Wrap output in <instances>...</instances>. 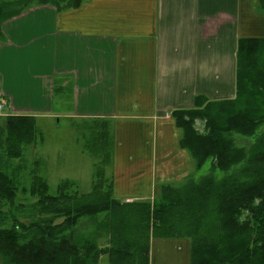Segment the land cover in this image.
<instances>
[{"label": "crops", "instance_id": "1", "mask_svg": "<svg viewBox=\"0 0 264 264\" xmlns=\"http://www.w3.org/2000/svg\"><path fill=\"white\" fill-rule=\"evenodd\" d=\"M0 30V120H108L105 174L116 199L135 202L194 171L171 112L198 96L234 98L238 41L264 38V10L257 0H85L31 7ZM48 167L38 175L49 185ZM189 246L150 240L149 264H189Z\"/></svg>", "mask_w": 264, "mask_h": 264}, {"label": "trees", "instance_id": "2", "mask_svg": "<svg viewBox=\"0 0 264 264\" xmlns=\"http://www.w3.org/2000/svg\"><path fill=\"white\" fill-rule=\"evenodd\" d=\"M84 1L0 0V25L34 6L61 11ZM257 3L264 10V0ZM171 116L194 171L160 185L155 199L135 202L116 199L105 174L113 147L108 120L84 121L95 160L89 189L62 179L53 192L38 175L27 188L6 173L39 132L31 116H7L6 136L0 127V264H99L102 256L108 264H149L151 237L188 239L189 264H264V38L239 39L233 99L198 96L193 108Z\"/></svg>", "mask_w": 264, "mask_h": 264}, {"label": "rangeland", "instance_id": "3", "mask_svg": "<svg viewBox=\"0 0 264 264\" xmlns=\"http://www.w3.org/2000/svg\"><path fill=\"white\" fill-rule=\"evenodd\" d=\"M1 118L0 127L3 129V136H6L5 132L9 131L7 127L9 128L12 122L9 124L7 117L1 116ZM32 118L35 121V118ZM23 123L28 125L25 121ZM86 124L83 120L75 119H59V122L53 119L36 121L39 132L36 135L32 134L33 140L30 137L27 138L29 143L22 145L21 155L18 158L11 159L7 170H4L15 180H20L23 186L29 188L33 181V174L46 173L49 169L48 162H50L56 168V175L48 180L49 185L52 183L53 186L55 182L58 184L62 180L59 181L60 178L67 177L63 179L77 181L75 184L80 192L87 191L93 179L95 160L87 148L88 133L85 128ZM195 127L202 131L203 122L197 120ZM0 154L2 155L1 151ZM4 160L6 161V159ZM207 167L208 163L205 164L201 174L206 171ZM20 188L22 186H19ZM22 196L20 189V192L17 193V198L19 199ZM158 239L163 238L151 237L150 240L156 242ZM171 239L180 240L184 239V237ZM102 258L103 262H105L106 256H102ZM154 264H159V262L154 260Z\"/></svg>", "mask_w": 264, "mask_h": 264}, {"label": "built area", "instance_id": "4", "mask_svg": "<svg viewBox=\"0 0 264 264\" xmlns=\"http://www.w3.org/2000/svg\"><path fill=\"white\" fill-rule=\"evenodd\" d=\"M2 109V104L0 103V110Z\"/></svg>", "mask_w": 264, "mask_h": 264}]
</instances>
